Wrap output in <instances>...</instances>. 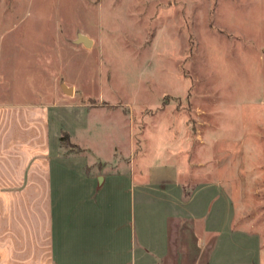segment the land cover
<instances>
[{"label":"rangeland","instance_id":"1","mask_svg":"<svg viewBox=\"0 0 264 264\" xmlns=\"http://www.w3.org/2000/svg\"><path fill=\"white\" fill-rule=\"evenodd\" d=\"M7 90L66 168L197 192L198 264H264V0H0Z\"/></svg>","mask_w":264,"mask_h":264},{"label":"crops","instance_id":"2","mask_svg":"<svg viewBox=\"0 0 264 264\" xmlns=\"http://www.w3.org/2000/svg\"><path fill=\"white\" fill-rule=\"evenodd\" d=\"M9 93L0 92V264H198L206 248L191 245L206 219L182 215L197 192L183 202L170 176L139 186L133 173L66 168L54 157L51 107L5 102Z\"/></svg>","mask_w":264,"mask_h":264},{"label":"water","instance_id":"3","mask_svg":"<svg viewBox=\"0 0 264 264\" xmlns=\"http://www.w3.org/2000/svg\"><path fill=\"white\" fill-rule=\"evenodd\" d=\"M77 42L83 43L87 47L91 46L93 43V41L89 37H87L86 35H83V34H80L78 36ZM67 90H68V92H71V89H67Z\"/></svg>","mask_w":264,"mask_h":264}]
</instances>
